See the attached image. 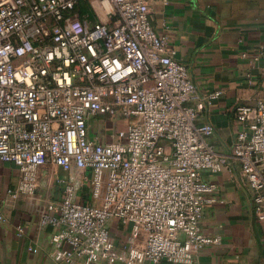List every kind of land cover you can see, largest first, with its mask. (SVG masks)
I'll use <instances>...</instances> for the list:
<instances>
[{
	"label": "built area",
	"instance_id": "2783aa9c",
	"mask_svg": "<svg viewBox=\"0 0 264 264\" xmlns=\"http://www.w3.org/2000/svg\"><path fill=\"white\" fill-rule=\"evenodd\" d=\"M81 1L0 0V162L21 175L8 195L39 199L45 166L71 174L40 210L62 264H198L222 242L201 228L217 200L203 171L238 160L264 221V98L237 107L243 128L232 154L219 153L214 126L197 120L222 91L198 93L150 21L156 0H88L94 21ZM114 219L129 226L124 245Z\"/></svg>",
	"mask_w": 264,
	"mask_h": 264
},
{
	"label": "crops",
	"instance_id": "0c3cea01",
	"mask_svg": "<svg viewBox=\"0 0 264 264\" xmlns=\"http://www.w3.org/2000/svg\"><path fill=\"white\" fill-rule=\"evenodd\" d=\"M150 21L159 34L168 35L175 58L186 65L201 96L215 90L222 94L198 115V124L215 128L208 139L216 151L230 156L239 131L237 107L264 98V0H156L151 2ZM246 55V56H244ZM70 173L45 166L40 172L39 196L17 199L20 172L0 162V264H62L53 257V227L40 225L46 201L62 197ZM204 180L216 184L217 200L206 205L201 228L219 234L221 244L203 248L198 264H264V221L255 214L253 193L238 160L214 173L203 171ZM18 226L24 228L22 236ZM129 226L110 221L111 235L124 245ZM38 248L33 252L30 248ZM77 259L74 264H81ZM160 264H182L163 260Z\"/></svg>",
	"mask_w": 264,
	"mask_h": 264
},
{
	"label": "trees",
	"instance_id": "16d2710c",
	"mask_svg": "<svg viewBox=\"0 0 264 264\" xmlns=\"http://www.w3.org/2000/svg\"><path fill=\"white\" fill-rule=\"evenodd\" d=\"M76 11H78L80 16L82 17L85 16L89 19V21H94V13L88 3V0H82L78 5V7L76 8Z\"/></svg>",
	"mask_w": 264,
	"mask_h": 264
},
{
	"label": "rangeland",
	"instance_id": "374dc122",
	"mask_svg": "<svg viewBox=\"0 0 264 264\" xmlns=\"http://www.w3.org/2000/svg\"><path fill=\"white\" fill-rule=\"evenodd\" d=\"M104 131H105V132H107V133H109V132H110V130H108V129H105Z\"/></svg>",
	"mask_w": 264,
	"mask_h": 264
}]
</instances>
